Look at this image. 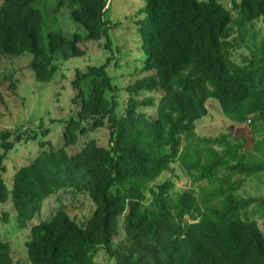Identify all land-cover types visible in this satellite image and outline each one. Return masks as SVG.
Segmentation results:
<instances>
[{"label": "trees", "instance_id": "obj_1", "mask_svg": "<svg viewBox=\"0 0 264 264\" xmlns=\"http://www.w3.org/2000/svg\"><path fill=\"white\" fill-rule=\"evenodd\" d=\"M37 1L0 0V55L32 54L30 67L42 82L51 81L58 61L83 56L79 43L85 40L104 41L111 55L102 65L76 70L72 103L79 108L64 121L62 146L39 141L41 150L17 169L11 188L1 174L7 152L22 136L8 141V132L0 135V202L10 198L19 228L29 230L32 264H96L101 250L115 264H264V232L257 220L241 217L252 205L264 207V197L235 196L243 177L264 171V159L245 152V131L254 137L256 122L264 121V41L260 53L242 63L230 57L232 25L264 22V0H233L231 8L221 0H145L137 11L142 75L126 87L123 103L107 71L115 54L110 0H59L55 12L70 8L87 35L51 30L47 44ZM210 98L235 124L250 119L234 142L226 135H197L196 122L208 114ZM103 127L109 129L107 147L90 139L69 154L68 146ZM28 136L39 138L36 131ZM252 142L262 152L261 141ZM176 161L208 182L199 197L190 188L173 192L172 180L156 182ZM62 191L89 197L95 208L87 221L79 224L61 207L30 224L44 201ZM120 229L124 238L115 243ZM10 254V243L0 240V264H12Z\"/></svg>", "mask_w": 264, "mask_h": 264}, {"label": "rangeland", "instance_id": "obj_2", "mask_svg": "<svg viewBox=\"0 0 264 264\" xmlns=\"http://www.w3.org/2000/svg\"><path fill=\"white\" fill-rule=\"evenodd\" d=\"M59 0H38L35 4L42 11V39L47 44V34L51 30L62 29L72 36L79 34L83 38L87 35L86 30L71 19L70 8L64 7L59 13L55 8ZM232 7L233 0H221ZM240 1V0H236ZM145 0H110L108 16L111 19L112 29L110 35L113 41L115 54L107 71L114 78V83L120 86L119 97L122 103L127 99L126 87L138 76L142 75L143 52L140 48L141 39L137 31V11L145 5ZM237 16V11L232 10ZM233 31L230 57L236 63H242L244 58L253 57V53H260L264 41V22L258 19L245 27L239 28L232 25ZM104 41L85 40L79 43L85 50V54L79 57H71L68 60H60L59 69L49 82L36 79L30 67L33 55L25 53L21 56L0 55V135L8 132V141H15L17 135L22 139L16 142L14 148L7 152L5 165L7 170L1 175L6 185L11 188L14 173L21 166L28 165L41 150L39 141H50L55 149L62 146L65 120L75 114L78 106L72 103L76 94L72 81L76 77V70L86 71L89 65H102L111 55L103 48ZM145 58V57H144ZM208 114L196 122L195 131L201 137L228 136V140L235 141L240 128H249V123L235 124L222 112L219 102L210 98L207 102ZM149 114L154 110L147 109ZM43 122V126L40 123ZM40 126V127H39ZM255 127L259 128L256 140L261 141L263 149L258 152L254 149L253 135L247 133L245 152L250 151L264 159V121H258ZM48 128L49 132L43 136L42 129ZM31 131H36L39 138L28 139ZM29 134H27V133ZM26 133V134H25ZM249 133V134H248ZM96 139L100 146L109 145V129L107 127L92 130L81 136L76 146H68L69 154H75L82 149L87 141ZM28 140V141H27ZM2 141L0 140V143ZM184 140L181 148L183 147ZM216 148H219L216 145ZM3 149L0 146V152ZM241 152H244L242 149ZM248 154V153H247ZM195 171H193L194 173ZM196 173V172H195ZM195 175L189 174L180 161L171 164V169L164 172L156 182L166 179L174 183L173 192L182 193L186 189H194L199 197L202 193L201 187L207 186L206 180H196ZM238 176V175H236ZM236 176L232 177L235 181ZM243 177V176H242ZM245 182L238 188L235 196L237 198L248 196L264 197V171L251 177H243ZM150 195V194H148ZM64 207L79 224L85 223L92 214L95 206L89 197L83 193L60 192L47 198L41 212L30 222L35 224L41 220L49 219L59 208ZM242 219L257 220L264 232V207L257 204L241 212ZM29 224V225H30ZM29 230L19 228L16 220V211L12 206L11 199L6 203L0 202V240L10 243L12 264H32L28 256L26 242L29 240ZM124 238L122 229L114 242L117 243ZM96 264H115L104 250H101L95 258Z\"/></svg>", "mask_w": 264, "mask_h": 264}, {"label": "built area", "instance_id": "obj_3", "mask_svg": "<svg viewBox=\"0 0 264 264\" xmlns=\"http://www.w3.org/2000/svg\"><path fill=\"white\" fill-rule=\"evenodd\" d=\"M247 122L250 123V119Z\"/></svg>", "mask_w": 264, "mask_h": 264}]
</instances>
